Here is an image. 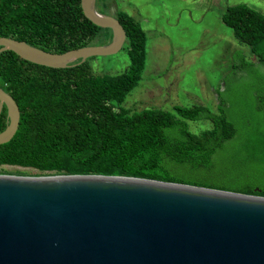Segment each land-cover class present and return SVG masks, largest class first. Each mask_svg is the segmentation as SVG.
Instances as JSON below:
<instances>
[{
    "label": "trees",
    "instance_id": "trees-1",
    "mask_svg": "<svg viewBox=\"0 0 264 264\" xmlns=\"http://www.w3.org/2000/svg\"><path fill=\"white\" fill-rule=\"evenodd\" d=\"M94 9L124 31L121 51L128 63L119 74L93 73L90 58L56 69L0 53V89L19 112L13 137L0 145V166L43 175L141 178L264 197V16L243 5L225 8L222 24L255 58L232 64L230 79L255 76L241 82L237 94L228 92V81L214 113L201 106L136 111L121 105L144 70V31L113 0H95ZM0 37L61 54L106 46L112 35L82 16L79 0H0ZM255 84L261 89L254 91ZM201 121L209 122L210 129L191 133L187 122ZM6 122L2 110L0 132Z\"/></svg>",
    "mask_w": 264,
    "mask_h": 264
},
{
    "label": "water",
    "instance_id": "water-1",
    "mask_svg": "<svg viewBox=\"0 0 264 264\" xmlns=\"http://www.w3.org/2000/svg\"><path fill=\"white\" fill-rule=\"evenodd\" d=\"M94 2L79 0L80 12L111 31L108 45L52 54L0 37V53L56 69L116 54L124 31ZM2 109L0 145L19 119L0 89ZM0 264H264V197L121 176L0 175Z\"/></svg>",
    "mask_w": 264,
    "mask_h": 264
},
{
    "label": "rangeland",
    "instance_id": "rangeland-1",
    "mask_svg": "<svg viewBox=\"0 0 264 264\" xmlns=\"http://www.w3.org/2000/svg\"><path fill=\"white\" fill-rule=\"evenodd\" d=\"M113 1L117 9L140 23L146 37L141 79L125 97L122 107L170 111L173 106H201L214 113L217 101L229 89L228 81V92L236 90L237 94L243 81L255 76L249 73V77L239 80L238 74L233 81L230 79L232 64L253 63L255 58L248 48L235 41L230 29L222 24L221 16L226 7L234 5H243L264 16V0ZM127 63L121 50L88 60L97 75L119 74ZM252 89L258 91L261 87L255 84ZM187 124L193 134L211 127L207 121ZM0 175L46 176L34 169L4 165L0 166Z\"/></svg>",
    "mask_w": 264,
    "mask_h": 264
},
{
    "label": "flooded vegetation",
    "instance_id": "flooded-vegetation-1",
    "mask_svg": "<svg viewBox=\"0 0 264 264\" xmlns=\"http://www.w3.org/2000/svg\"><path fill=\"white\" fill-rule=\"evenodd\" d=\"M3 110V109H2Z\"/></svg>",
    "mask_w": 264,
    "mask_h": 264
}]
</instances>
